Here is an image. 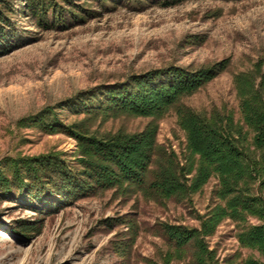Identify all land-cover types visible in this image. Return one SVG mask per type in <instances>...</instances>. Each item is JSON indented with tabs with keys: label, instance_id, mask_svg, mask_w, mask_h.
Here are the masks:
<instances>
[{
	"label": "rangeland",
	"instance_id": "rangeland-1",
	"mask_svg": "<svg viewBox=\"0 0 264 264\" xmlns=\"http://www.w3.org/2000/svg\"><path fill=\"white\" fill-rule=\"evenodd\" d=\"M15 2L18 35L0 50V169L12 157L55 152L77 164L78 145L70 134L32 121L50 108L65 124L83 122L94 133L142 131L152 118L76 116L59 107L84 90L169 64L196 69L226 61L224 70L182 102L206 114L233 111L238 120L235 77L264 64V0H192L136 12L119 6L65 31L40 29ZM156 124V141L185 164L187 141L177 113L169 110ZM217 187L211 177L181 201L150 200L115 187L42 203L27 201L25 191L0 195V264H193V251H171L159 226L201 229L206 216L217 213ZM247 218L248 224L259 222ZM21 223L33 229L18 232ZM241 230V222L229 217L204 234L212 264L264 262V252L241 244Z\"/></svg>",
	"mask_w": 264,
	"mask_h": 264
},
{
	"label": "trees",
	"instance_id": "trees-1",
	"mask_svg": "<svg viewBox=\"0 0 264 264\" xmlns=\"http://www.w3.org/2000/svg\"><path fill=\"white\" fill-rule=\"evenodd\" d=\"M16 0H0V50L18 35ZM20 13L42 30L65 31L123 6L130 11L174 7L192 0H19ZM222 63L193 68L169 64L133 74L124 82L79 92L60 106L76 116L130 114L150 117L140 132L118 130L94 133L83 122L65 124L50 108L32 121L48 131L70 134L77 142V164L61 153L37 157H12L0 169V195L26 192L27 201L75 199L99 190L139 192L155 201L186 200L211 177H217L215 214L196 227L160 223L161 235L171 251H193V264H212L204 234L223 218L241 222L238 236L243 246L264 252V69L257 62L249 72L235 77L240 118L233 111L195 112L184 105L194 93L224 70ZM173 109L185 131L187 155L180 164L172 150L156 141V121ZM54 110V111H52ZM17 191V194L14 193ZM47 198V199H45ZM252 216L258 224H248ZM21 233L33 226L25 223ZM17 233V230H16ZM242 264H264L247 258Z\"/></svg>",
	"mask_w": 264,
	"mask_h": 264
}]
</instances>
